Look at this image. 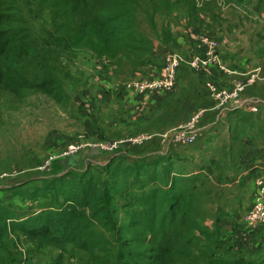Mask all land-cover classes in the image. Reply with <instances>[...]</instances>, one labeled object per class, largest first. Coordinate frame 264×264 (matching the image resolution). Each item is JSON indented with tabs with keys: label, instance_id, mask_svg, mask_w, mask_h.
<instances>
[{
	"label": "rangeland",
	"instance_id": "374dc122",
	"mask_svg": "<svg viewBox=\"0 0 264 264\" xmlns=\"http://www.w3.org/2000/svg\"><path fill=\"white\" fill-rule=\"evenodd\" d=\"M6 1L19 18L15 26L28 34L33 47L19 65L29 86L17 92L0 87V203L24 216L49 197L28 199L17 194L18 190H33L45 179L81 171L106 180L117 223L105 230L114 264L120 246L117 239L131 235L118 228L134 218L140 208L139 196L155 187L171 194L183 189V196L190 194V215L199 227V231H189V239L198 241L194 249L212 240L216 255L264 256V224L248 228L243 221L253 198L249 182L254 185L253 174L246 179L231 159L233 147L246 148L257 135L260 121L264 123L255 98L264 96L259 91L264 79L246 89L236 102L212 109V115L200 121L201 135L194 144L173 145L177 154L185 155L183 160L172 158L169 145L161 148L146 146L149 142H123L140 131H158L162 123L179 124L168 131L171 134L197 108L214 106L209 81L201 75L203 71H194L190 65L203 48L204 37L218 40L227 64L235 69L234 80L264 69L262 56L253 54L251 40L249 53L228 51L240 46L236 25L240 15L252 14L248 7L251 0H245V13L238 9L240 0ZM118 5L126 7L129 15L124 17L131 16V27L122 34L133 40L122 41L126 47L120 50L104 53L107 45L97 41L95 18L114 15ZM166 54H176L180 60L172 91L175 103L167 120L163 115L159 120L144 119L138 113L143 94H127L126 83L150 77V70L158 71ZM225 81L228 84L229 77ZM206 125L216 132L208 131ZM104 138L121 143L110 153L85 147L41 168L48 155L59 153L69 142ZM129 168L132 174L127 172ZM114 171L118 174L110 176ZM175 175L183 177L171 178ZM254 248L258 253L248 252ZM0 256L3 264H51L58 256L62 264H88L89 259L88 253L71 243L62 251L53 245L34 249L16 232L0 239Z\"/></svg>",
	"mask_w": 264,
	"mask_h": 264
},
{
	"label": "trees",
	"instance_id": "16d2710c",
	"mask_svg": "<svg viewBox=\"0 0 264 264\" xmlns=\"http://www.w3.org/2000/svg\"><path fill=\"white\" fill-rule=\"evenodd\" d=\"M116 9L114 15L95 18L97 41L107 45L104 53L120 50L126 47L120 44L122 41L133 40L128 34H122L131 27V16L124 17L128 11L123 5ZM18 22V16L7 1L0 0V87L5 86L12 92L29 86L19 65L29 57L33 47L28 34L15 26ZM127 172L132 174L133 171L129 168ZM135 173L139 174V170ZM180 176L171 178L181 179ZM43 182L39 188L16 192L28 199L49 197L33 212L18 216L11 207L0 203V239L16 232L34 249L53 245L60 251L71 243L88 253V264H112L105 230L117 227V223L107 181L81 171ZM183 192L182 189L171 194V191L155 187L139 196L140 208L134 218L118 228L131 235L129 238L120 235L117 239L120 246L114 264H264V256L216 255L212 240L194 249L198 241L189 239V231L199 227L190 215L193 210L187 203L190 194L183 196ZM0 263H4L2 256ZM51 264H62L60 256Z\"/></svg>",
	"mask_w": 264,
	"mask_h": 264
},
{
	"label": "built area",
	"instance_id": "2783aa9c",
	"mask_svg": "<svg viewBox=\"0 0 264 264\" xmlns=\"http://www.w3.org/2000/svg\"><path fill=\"white\" fill-rule=\"evenodd\" d=\"M203 53L193 57L190 65L194 71L202 72L213 66L220 67L222 70L232 74V70H227L218 60L219 42L212 37H204L202 40ZM180 67V60L176 54H166L163 63L156 74L130 80L126 83V88L132 94L149 93H169L177 81V72ZM264 79V69L252 72L243 78L236 79L230 86H220L209 81L208 86L214 94L215 104L218 108L227 107L236 102L240 95L254 85L258 80ZM208 108L201 106L197 108L186 120V122L171 134L164 133L163 137L169 138L173 145L178 147H188L196 142L199 137V123L205 117ZM152 134L139 132L123 140L124 143L139 145L149 141ZM121 141L113 139H100L95 141H72L65 145L57 154H50L42 162L41 168H49L58 158H66L80 152L85 147L94 148L104 152H114ZM254 192L251 205L245 211L243 221L248 228H256L264 224V169L257 173L254 178Z\"/></svg>",
	"mask_w": 264,
	"mask_h": 264
},
{
	"label": "crops",
	"instance_id": "0c3cea01",
	"mask_svg": "<svg viewBox=\"0 0 264 264\" xmlns=\"http://www.w3.org/2000/svg\"><path fill=\"white\" fill-rule=\"evenodd\" d=\"M237 4H238V9H240V11L245 13L244 10L246 5L245 0H240L238 1ZM249 6H251L252 8V14L240 15V19L237 21V25H236V38H237V43L238 44L240 43V46H236L235 49L228 51H233V52L235 51L237 55L249 53L248 46L250 42L249 40H251L253 54L262 56L261 61H262V65H264V0H251V5H248V7ZM202 53L203 50L201 49L198 55H201ZM218 60L223 66L226 67L227 70L231 69L232 72H234L235 69L227 64L226 62L227 58L221 48H219L218 50ZM150 73L152 76L156 74L157 71H155V69H151ZM201 75L206 77L207 81L214 82L215 84L220 86H230L234 80L232 78L233 74H229L227 71H224L217 66H213L209 69H206L201 73ZM227 77H229L230 79L228 84L224 83L226 82L225 80ZM172 91L164 94L149 93V92L143 94V96L141 97L142 99L140 98L141 102L138 103L139 104L138 107H140V109L138 110L139 115L142 118L148 120L154 118H158L159 120L160 117L158 116L163 115L164 121L167 120L169 116L168 113L170 112V107H173V104L175 103L174 93H172ZM259 91L264 92V85L260 87ZM128 93L132 94L129 90L127 94ZM255 98L259 100L258 102L261 113H264V96L259 95L256 96ZM247 99L250 100V98ZM202 100L206 101L209 105L212 104L211 100L209 99L202 98ZM207 108H208V112L205 115V117H207L206 119H208L212 115L213 113L211 112L212 109H217L218 107H216L214 101V106L211 108L209 107ZM178 125H175V123L173 124L162 123L160 124V128L158 131L144 130L140 132H148L152 134V138L149 141H147V143L149 142L148 143L149 145L146 146H152V147L158 146L161 148L162 147L165 148L166 146L169 145V149L171 151L170 154L172 158L174 159L176 157L177 160H183L185 159V155L180 154L179 152L177 154V152L174 150L175 146H173L170 139L162 136V134L167 133L170 129L175 128ZM208 131L215 133L216 129L210 128ZM256 134L257 135H254L253 139L251 138V141L246 146V148L241 149V147L236 144L231 152L232 162L239 165L241 175L244 174L246 179L252 178V176H250L251 174H253V178H254V176L257 173L261 172L264 169V123L262 121H260V126L258 125V131L256 132ZM199 135H201V133ZM176 148H180V147L176 146ZM249 182L251 186L250 189L253 190L251 192L253 193L254 192L253 182L251 180ZM254 243L255 241H252L251 247L255 246ZM257 251L258 250L254 248L253 250H249L248 252L258 253ZM244 257H248V256L244 255Z\"/></svg>",
	"mask_w": 264,
	"mask_h": 264
}]
</instances>
